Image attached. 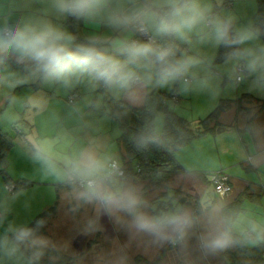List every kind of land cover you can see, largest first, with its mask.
Here are the masks:
<instances>
[{
	"label": "clouds",
	"instance_id": "obj_1",
	"mask_svg": "<svg viewBox=\"0 0 264 264\" xmlns=\"http://www.w3.org/2000/svg\"><path fill=\"white\" fill-rule=\"evenodd\" d=\"M68 18L90 31H70ZM241 84L264 94V23H241L226 0H0V132L59 192L68 213H82L78 235L104 233L106 217L128 237L111 250L77 252L43 234L44 219L29 226L9 218L25 194L9 180L0 183V264H131L133 244L162 254L163 264H211L232 250H264V218L226 200L151 199L88 119L143 109L134 148L180 158L187 142L169 129L159 90L215 101ZM231 138L248 167L264 169V124L245 122ZM0 169L11 172L10 162Z\"/></svg>",
	"mask_w": 264,
	"mask_h": 264
},
{
	"label": "crops",
	"instance_id": "obj_2",
	"mask_svg": "<svg viewBox=\"0 0 264 264\" xmlns=\"http://www.w3.org/2000/svg\"><path fill=\"white\" fill-rule=\"evenodd\" d=\"M226 2L237 10L241 18V23H245L248 20H254L258 23L257 13L259 11V7L257 0H226ZM75 22L78 23V33H87L88 31H90V29L82 22L76 20ZM64 23L67 26L66 21ZM159 92L170 93V91L167 89L159 90ZM48 94L52 95L51 92H49ZM172 94L174 96L173 98L177 99V102L168 101V103L170 102L174 105V108L170 110H172L176 115L185 120L191 126V128H194L199 120L207 116L221 100L232 102L231 106L219 115L217 121L218 127L216 128L215 132L192 140L189 144H187V152L182 157H173L183 170L181 173L174 174L179 175L183 179L184 187L182 191L188 192V190H190L189 188H193L194 190L201 192L198 199L200 201L204 200V202L207 201L208 203H211V201L212 203L214 202L213 196L215 195L216 199L220 201L226 200L229 205L238 203L239 209L241 211V204L243 202L252 201L254 203L255 200H258V197L262 196L260 198H264V179L260 177L263 176L264 178V169H254L248 167L240 156L237 157V159L234 160L231 164H225V162L221 160L222 155H224V153L228 150L226 148V144L232 145L234 143L231 137L222 135L227 130L235 131L241 126L238 125V121L240 119L239 117L241 114L246 115L245 117H241V120L244 118V120L241 121V124L250 120H255L261 124H264V106L262 104V101L264 100V94L250 91L247 84H241L234 90L225 91L215 101H210L206 96L203 95L193 94L182 96L175 95L174 93ZM88 119L91 120L94 125L99 128L101 133L109 139L110 143L114 146L115 150L118 152L122 159V151L118 145L120 129L117 121L114 118L105 121L99 114L93 117H89ZM221 127H224V130H220L219 128ZM81 134L82 133L79 131L73 132L74 136H78ZM217 144L219 145V147L217 146ZM224 145L225 147H223ZM213 146H216L218 148L216 151L219 150L220 152V159L218 161V164L215 167L211 166L210 169L209 167L201 169V164L204 161L209 160L206 154V147L214 149ZM235 146L236 151L234 150V152L238 156L239 146L236 143ZM210 156H212V154H210ZM7 161L10 162L12 168L11 172L4 170L9 180L14 181L15 183L27 182L29 184L26 187H23V189L25 190V194L21 196L20 199L13 205V212L9 218L16 219L19 222H27L29 226H31L35 223L39 216L45 215V217H43L46 221L45 227L47 226V224L49 225L51 220L56 221L57 223L60 215L59 211L63 208H65V210L67 209L66 205L62 202L59 192L56 191L54 187L47 182L39 180L38 175L34 172L31 163L17 154L13 143L7 154ZM186 167H191L192 169H194V172L186 175ZM232 169H241L246 173L248 172L250 174H253L258 177V180L252 181L246 178H242L243 175H233L231 172ZM216 171H223L224 173L226 172L225 174L228 173L227 175L230 179V193L225 198H219L214 193L212 185L210 184L209 179L206 175H204L205 178L202 177L203 173H214ZM184 177H191L192 180L187 181ZM0 183H6L1 175ZM207 194L211 195L210 202L206 197L208 196ZM159 197L155 198L154 200L159 201L170 196H166L165 194H163L162 197ZM182 197L185 198L184 196ZM262 206H264V204H262ZM79 221L80 220L78 219H74L73 223L76 224L79 223ZM101 222H104L102 223L104 225L111 224L106 217L102 218ZM45 227L41 230L43 234H45ZM123 235L128 238L125 233H123ZM105 236V232L97 233L94 237H92L91 240L87 242L84 241V243H88L85 250L81 249L76 251L90 252V249L92 250L93 248L97 251L102 250L98 247L101 245L96 243L97 240L102 239V237ZM103 250H105V248ZM227 253L212 260L211 264H225L224 257ZM153 256L155 255L143 251L138 246V253L135 255L137 261L135 259H131V264H163L162 254L160 257ZM262 259H264V252L262 253ZM242 261L243 264H246L245 260ZM43 264H47V262L44 261ZM227 264H230V262Z\"/></svg>",
	"mask_w": 264,
	"mask_h": 264
},
{
	"label": "trees",
	"instance_id": "obj_3",
	"mask_svg": "<svg viewBox=\"0 0 264 264\" xmlns=\"http://www.w3.org/2000/svg\"><path fill=\"white\" fill-rule=\"evenodd\" d=\"M257 3L259 7L257 13L258 23H264V0H257ZM66 24L71 31L78 33V23L75 22L74 19L68 18ZM224 51L225 49L223 48L219 49L217 62H221L220 57ZM158 95L163 98L161 101V107L164 108L169 115V129L174 134L182 135L187 144L198 137L215 132L218 127L217 121L219 115L232 104L231 101L221 100L207 116L199 120L194 128H191L185 120L168 108V101L174 97L172 92H159ZM262 104L264 106V100L262 101ZM114 119L117 121L120 129L118 145L122 151V160L133 176L139 180H150L158 185L167 181L172 175L183 171L179 164L174 160L173 156L167 152L155 148L140 152L134 148L130 137L142 126L144 119L143 109H132L126 115H121ZM11 146L12 142L8 135L0 132V162L7 160V154ZM0 175L6 183L9 181L4 169H0ZM202 177L205 178V176ZM15 184L17 188H23L29 185L27 182H19ZM178 192L179 191L174 192V198H176ZM179 200L183 203L190 204V198L186 199L181 196ZM229 206L239 208L238 203ZM43 217H45V215L39 216L37 220L44 219ZM31 226H34V224ZM263 252L264 250L261 249H252L250 252L247 250H232L225 255L224 263L227 264L230 262V264H243L242 260H245L246 264H264V259H262ZM45 261L47 262V260Z\"/></svg>",
	"mask_w": 264,
	"mask_h": 264
},
{
	"label": "rangeland",
	"instance_id": "obj_4",
	"mask_svg": "<svg viewBox=\"0 0 264 264\" xmlns=\"http://www.w3.org/2000/svg\"><path fill=\"white\" fill-rule=\"evenodd\" d=\"M245 117V114H241L240 115V119L238 121V125H241V121L244 120V118L241 120V117ZM220 130H224V127L219 128ZM219 130V131H220ZM234 131H225L223 133L222 136H229L231 137V133ZM227 137V138H229ZM217 146L219 147V145L217 144ZM213 148H207L206 147V154L209 158V160L204 161L201 164V169H204L205 167H215L218 164V161L220 159V152L219 150L216 151L218 148L216 146H213ZM225 147V145L223 146ZM226 148L228 149L227 152L224 153V155H222L221 160L225 162V164H231L233 163L234 160L237 159V157H239V155L237 156V154H235L234 150L236 151V146H235V141L232 145H228L226 144ZM210 154H212V156H210ZM199 166V165H198ZM217 172V171H216ZM214 172V173H216ZM219 172V171H218ZM232 174L236 175H243L242 178H246L248 180H252V181H256L258 180V177H256L253 174L250 173H246L244 171H242L241 169H232L231 170ZM226 173V172H225ZM213 173H203L202 175H206L207 178L211 179V175ZM228 174V173H227ZM238 176V175H237ZM262 179L263 176H260ZM187 181H191L192 178L191 177H184ZM139 180V179H138ZM146 192V194L151 198V199H155L157 197H162L163 194H165L166 196L169 195L170 197H173L174 192L175 191H179L178 195L176 196V198H180L181 196H184L186 199L190 198V205L192 206H196L199 203L202 204L204 203L203 201H200L198 198L201 194V192L194 190L193 188H189L190 190H188V192L182 191L184 185H183V179L179 176V175H172L167 181L162 182L160 184H155L154 182L150 181V180H139ZM208 196H206L209 199H211V195L207 194ZM159 197V198H160ZM213 200L214 202L216 201H220L218 199L215 198V195L213 196ZM262 197V196H260ZM258 197V200L254 201V203L252 201H245L241 204V208H242V213L246 214V215H252L255 216L257 218H264V206H262V204H264V198H260ZM168 198V197H167ZM199 202V203H198ZM212 203V201H211ZM199 204V205H200ZM258 205V206H257ZM60 215H59V220L56 221H52L49 223V225L47 224V226L45 227V235H48L50 238L57 240V241H69L71 244L72 249L76 250H85L87 247L88 243H84L91 240L92 237H85V236H81L78 235L77 233V227H78V223H73L74 219H81L82 213L81 214H77L75 216H73L72 214L68 213L67 209L65 210V208H63L62 210L59 211ZM72 221V222H71ZM72 223V224H71ZM104 223V222H102ZM104 225V224H103ZM105 228V233L106 236L102 237V239L97 240L96 244H100L101 246H98L100 249H104L105 250H111V248L113 247V241H118L119 243L123 244L125 242H127L128 238H126L123 235V232H117L113 225L110 224H106L104 225ZM107 237V239H106ZM109 248V249H108ZM94 249V248H93ZM92 249V250H93ZM90 249V252L92 251ZM138 253V245L133 244L130 249H129V255L131 259H137L135 258V255ZM155 257V256H153ZM151 258V257H149ZM137 261V260H136Z\"/></svg>",
	"mask_w": 264,
	"mask_h": 264
},
{
	"label": "built area",
	"instance_id": "obj_5",
	"mask_svg": "<svg viewBox=\"0 0 264 264\" xmlns=\"http://www.w3.org/2000/svg\"><path fill=\"white\" fill-rule=\"evenodd\" d=\"M170 101L177 102L176 98H172ZM210 184L212 185L214 193L219 198H225L230 193V179L223 171L213 173L211 175Z\"/></svg>",
	"mask_w": 264,
	"mask_h": 264
}]
</instances>
